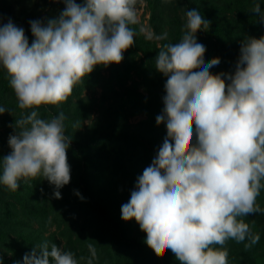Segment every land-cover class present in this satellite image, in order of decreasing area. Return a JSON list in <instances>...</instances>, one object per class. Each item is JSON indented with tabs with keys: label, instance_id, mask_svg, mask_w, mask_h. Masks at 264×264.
Wrapping results in <instances>:
<instances>
[{
	"label": "clouds",
	"instance_id": "1",
	"mask_svg": "<svg viewBox=\"0 0 264 264\" xmlns=\"http://www.w3.org/2000/svg\"><path fill=\"white\" fill-rule=\"evenodd\" d=\"M62 2L65 8L57 17L29 22L31 44L11 19L0 25V66L18 107L30 110L10 125L16 131L8 140L11 152L0 160V184L15 192L20 181L42 176L54 186L55 199L62 198L60 189L71 179L67 150L72 137L65 134L62 111L43 119L38 109L66 102L97 65L122 62L135 43L130 25L138 23L136 0ZM252 12L264 22L259 3ZM210 23L196 9L187 10L180 41L158 45L155 68L167 81L156 123L166 122L167 137L121 206L122 219L139 224L158 257L170 252L181 264H228L224 245L247 240V249L258 243L259 235L244 218L264 212L257 204L264 188V36L242 43L234 74H213L220 59L206 64V47L196 37ZM147 38L166 41L168 34ZM5 112L0 107V114ZM88 249L87 264H93L96 249L92 244ZM84 259L45 240L25 253L23 264H80Z\"/></svg>",
	"mask_w": 264,
	"mask_h": 264
},
{
	"label": "trees",
	"instance_id": "2",
	"mask_svg": "<svg viewBox=\"0 0 264 264\" xmlns=\"http://www.w3.org/2000/svg\"><path fill=\"white\" fill-rule=\"evenodd\" d=\"M76 2L83 4L84 0ZM257 3L264 13V0H149L154 33L166 32V41L148 39L146 33L140 32L139 22L130 25L136 31L135 43L123 53L122 62L97 65L73 88L66 102L38 109L43 119H50L61 111L66 117L65 134L72 137L67 150L71 179L60 189L61 199L53 197L54 186L42 176L27 183L20 181L15 192L0 184V257L3 264L16 261L23 264L25 253H30L35 245L45 240L71 251L78 260L84 257L80 264H87L91 256L89 244L96 249L93 264H181L170 252L158 257L147 246L146 233L139 224L134 219L124 221L121 216V206L130 200L138 177L151 165L167 137L166 122L156 123V117L163 112L167 81V77L155 68L158 45L178 43L186 23V11L196 9L211 22L207 31L201 29L196 33L197 42L206 47L205 63L219 58L220 63L212 66V73L234 74L242 43L250 37L264 36V22L252 12ZM64 8L62 0H0V25L11 19L24 29L31 44L34 37L29 22L46 23ZM135 74L141 78L140 82L134 79ZM225 82L230 83L226 78ZM97 86L102 88L99 99L102 112L82 132L74 125L91 116V104L82 94ZM0 107L8 111L0 114L2 160L11 152L8 140L16 131L10 125L30 112L18 107L9 76L2 66ZM137 114H145L146 118L137 125L130 124V118ZM257 204L264 209V188L257 197ZM244 219L252 232L259 235V242L246 249L247 240L242 243L229 240L224 245L228 250V264H264V212ZM54 223L63 228L64 243L55 234H44Z\"/></svg>",
	"mask_w": 264,
	"mask_h": 264
},
{
	"label": "rangeland",
	"instance_id": "3",
	"mask_svg": "<svg viewBox=\"0 0 264 264\" xmlns=\"http://www.w3.org/2000/svg\"><path fill=\"white\" fill-rule=\"evenodd\" d=\"M42 9V8H41ZM135 10L138 22L140 24V27L144 29V33L147 35L149 33H154V27L151 22V13L149 10V0H136L135 4ZM44 15H46V10L43 11ZM154 39V38H153ZM134 79H137L139 82L141 81V78L138 77V75H134ZM144 90V88H141ZM102 94V88L100 86H97L96 88H88L86 89L82 97L89 100V103L91 104V116L90 118L83 120L80 122V128L82 132L86 131L87 127H89L92 123H94L101 115L102 107L100 104V97ZM145 114H137L130 118V124L137 125L141 120L145 119ZM51 218H53V215H51ZM39 225L35 224V227L38 228ZM43 228V227H42ZM63 228H58L57 224L54 223L52 225H49L45 230L44 234L46 236H50L51 234H55L58 239L62 240V242H65V238L62 235Z\"/></svg>",
	"mask_w": 264,
	"mask_h": 264
}]
</instances>
